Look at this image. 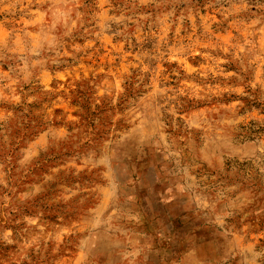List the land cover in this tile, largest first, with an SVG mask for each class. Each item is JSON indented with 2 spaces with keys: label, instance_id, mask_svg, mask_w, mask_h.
Wrapping results in <instances>:
<instances>
[{
  "label": "rangeland",
  "instance_id": "obj_1",
  "mask_svg": "<svg viewBox=\"0 0 264 264\" xmlns=\"http://www.w3.org/2000/svg\"><path fill=\"white\" fill-rule=\"evenodd\" d=\"M0 264H264V0H0Z\"/></svg>",
  "mask_w": 264,
  "mask_h": 264
}]
</instances>
